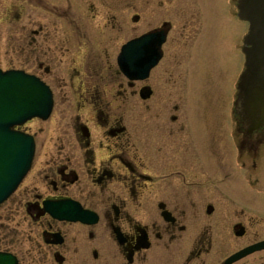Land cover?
Returning a JSON list of instances; mask_svg holds the SVG:
<instances>
[{
  "label": "flooded vegetation",
  "instance_id": "flooded-vegetation-1",
  "mask_svg": "<svg viewBox=\"0 0 264 264\" xmlns=\"http://www.w3.org/2000/svg\"><path fill=\"white\" fill-rule=\"evenodd\" d=\"M99 1L0 0V70L32 74L52 95L47 117L14 127L31 135L33 154L0 202V264H225L264 239L245 189L236 196L218 182L230 149L238 164L237 82L228 109L189 103L186 68L182 76L172 67L173 24L146 23L151 3L133 0L132 32L115 47L126 18L90 26ZM155 31L164 34L160 57L143 74L141 50L151 60L156 45L141 37ZM130 39L132 77L117 62ZM263 142L251 134L238 144ZM231 239L242 241L233 248ZM230 264H264V249Z\"/></svg>",
  "mask_w": 264,
  "mask_h": 264
},
{
  "label": "rangeland",
  "instance_id": "rangeland-1",
  "mask_svg": "<svg viewBox=\"0 0 264 264\" xmlns=\"http://www.w3.org/2000/svg\"><path fill=\"white\" fill-rule=\"evenodd\" d=\"M93 1L97 3L98 0ZM100 1L102 2V0ZM104 1L103 5L97 4L96 9L91 11L96 16L93 15L88 23L90 26L98 24L102 28L99 24L104 22L113 24L114 17L120 18L124 14L127 24L125 23L124 35L116 40L115 47H118L132 32L133 0ZM147 1L151 3V7L150 5L144 7L146 9L142 12L146 23L156 24L166 19L173 24L171 35H174L173 40L175 41L172 44L174 51V54H171L172 67L177 71H182V76L185 73L189 79V84L193 88L188 90L190 93L188 94L189 103L210 104L225 101L224 104L228 109V104L232 100V95H230V99L228 98L230 82L233 86L235 81H238L237 75L243 69L244 58L240 50V37L247 28L245 22L234 16L233 4L235 1L140 0L144 4ZM46 18H49L47 14ZM53 18L50 17V19ZM184 68L186 70L183 73ZM234 75L235 77H233ZM212 78L215 85L218 86V91L209 87ZM228 117L230 121L234 120L231 112ZM237 117L238 120L239 117ZM225 119L228 120L227 117ZM239 123L238 120L235 140L238 164L235 163V160H228L227 157L232 159L234 157V151L230 149L233 154L222 157L219 163L220 180L218 182L220 184L229 183L233 187L231 190L236 192V196L239 195V186L245 189L244 195L241 196L247 202L249 215L253 219L264 221V142L262 145L256 146L257 149H248L246 145L240 146L238 142L243 137V128L242 126L240 128ZM224 125H226L225 122H223ZM247 156L250 160L247 159V163L241 165L240 162ZM241 241L242 239L236 241L231 239L229 247L237 246Z\"/></svg>",
  "mask_w": 264,
  "mask_h": 264
},
{
  "label": "water",
  "instance_id": "water-1",
  "mask_svg": "<svg viewBox=\"0 0 264 264\" xmlns=\"http://www.w3.org/2000/svg\"><path fill=\"white\" fill-rule=\"evenodd\" d=\"M237 16L248 22V32L243 39L242 51L245 68L238 81L237 115L244 137L264 129V0H237ZM155 41L151 60H145L141 50V72L146 74L153 66L164 40L162 31L142 36ZM134 40L127 42L118 55L120 69L129 77L137 71L134 59ZM141 46H145L144 42ZM143 76V75H142ZM52 106L49 88L38 78L20 70L0 71V202L16 187L30 166L33 154L32 138L12 130L33 116L45 118ZM80 216L77 215L76 218ZM264 248V240L245 247L231 255L229 264L255 250Z\"/></svg>",
  "mask_w": 264,
  "mask_h": 264
}]
</instances>
